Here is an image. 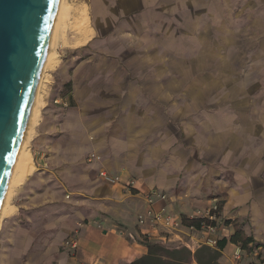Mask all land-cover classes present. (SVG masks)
Segmentation results:
<instances>
[{"label":"crops","instance_id":"crops-1","mask_svg":"<svg viewBox=\"0 0 264 264\" xmlns=\"http://www.w3.org/2000/svg\"><path fill=\"white\" fill-rule=\"evenodd\" d=\"M114 12H135L142 33L121 35L120 48L136 51L125 63L139 69L58 74L56 97L70 107L39 126L37 173L1 224L0 264H132L148 253L143 240L195 252L201 232L138 216L152 208L182 220L209 203L220 207L217 240L239 224L264 261V0H132ZM164 23L167 46L142 31ZM217 64L227 86L213 94L207 65ZM227 243L220 264H238L241 247Z\"/></svg>","mask_w":264,"mask_h":264},{"label":"water","instance_id":"water-1","mask_svg":"<svg viewBox=\"0 0 264 264\" xmlns=\"http://www.w3.org/2000/svg\"><path fill=\"white\" fill-rule=\"evenodd\" d=\"M59 0H0V207Z\"/></svg>","mask_w":264,"mask_h":264},{"label":"rangeland","instance_id":"rangeland-1","mask_svg":"<svg viewBox=\"0 0 264 264\" xmlns=\"http://www.w3.org/2000/svg\"><path fill=\"white\" fill-rule=\"evenodd\" d=\"M69 2L74 7V11H75V13H73L74 17H72L71 21H75L77 18L76 10L85 7L88 11V16H90V25L93 29V32L95 33L92 39L89 41V43L84 45V47H79L75 49L57 47L58 49L57 51L60 53V59L59 62L56 64V67H54L49 73H47L50 74L49 75L50 77H49V85L45 90L46 104L41 112L42 118L40 120L39 125L37 126V130H36L37 134L31 144V149L33 151V159L35 160L34 161L35 163L37 162V156H38L37 152L39 151L38 149L39 126L46 119V114L50 113L51 109L53 111V108H58L56 110L62 111L63 110L62 108L68 109L70 107V102H67L66 99H63V97H56L64 93L62 90V82H60V78H59L60 76L58 74L139 69V67H137L138 64L136 63L131 67H129L125 63L128 58H132L134 56V53L136 51L128 52L126 49V51L121 52L122 49L120 48L122 42L120 39L121 35L129 34L130 36H133V34L142 33L135 25V12H133L131 16L128 15L127 17L126 16L122 17L121 15L117 14V12H114L115 9L119 7V5L125 7V4L132 3V0H70ZM110 3L112 6L111 9L113 8L114 11L110 10ZM106 20L112 21L111 25H109L110 27L108 28L104 27ZM176 26L177 29H179L183 25L177 23ZM167 28H168V24L164 23L160 26H154V27L150 26V28L145 27L142 31L144 32V35L151 34L149 38L150 41H152L153 38L152 34L155 33L160 36L162 35L161 43L167 46L168 42H170L169 40H167L170 34ZM120 29L124 31V33H122ZM66 33L68 34V38L70 41H75L78 38V35H76V32H74L72 28H68ZM177 35H180V32H177ZM111 37H114V39L110 42ZM164 40L166 42H164ZM179 43L183 44V41H178V44ZM164 51L162 52L164 53ZM172 56L168 54L166 57L162 56V63L165 64V62H167ZM185 57H191V56L189 55L184 56L182 59H184ZM111 59L114 61H111ZM163 68L166 67L164 66ZM207 68L211 71V73L213 74L212 76H214L215 78L214 85L212 86L213 87L212 93L214 94L220 91L222 92L223 89H225L227 86L226 85L227 80L220 78L218 76L221 75L220 72L225 73V71L223 70H225L226 67H224L221 64H217V65H207ZM227 70L229 71V75L231 77H234L235 70H233V68ZM231 91H234V87H231ZM58 100H61L60 103L58 102ZM60 104L61 106H63L62 108H60ZM35 173H37L36 170L32 174H30L27 178H29ZM18 193L14 197V201H13L16 207L20 203V199L18 198L19 195ZM207 205L208 204L204 206ZM193 213L194 212H192L190 216ZM163 245L178 246L174 244H163ZM178 247L186 248L183 246H178ZM254 250L249 251L246 257L244 256L241 259L239 258V260H236V262L238 264H244V263L263 264L264 261L260 259V257H256V256L254 257L253 255Z\"/></svg>","mask_w":264,"mask_h":264},{"label":"bare ground","instance_id":"bare-ground-1","mask_svg":"<svg viewBox=\"0 0 264 264\" xmlns=\"http://www.w3.org/2000/svg\"><path fill=\"white\" fill-rule=\"evenodd\" d=\"M69 1H58L55 17L51 26L50 39L46 47V55L42 64L43 67L37 81L28 119L22 132L23 134L17 148L18 151L13 163V169L0 207V227L6 217L17 210L13 201L22 182L36 170L31 144L37 134V126L42 118L41 112L46 104L45 90L49 85L50 77V74L47 73L56 67L60 59V53L57 51V47L74 49L84 47L94 35L90 25V16H88V11L85 7L76 10L77 18L75 21H71L75 11ZM68 28H72L76 32V35H78L75 41L69 40L68 34L66 33Z\"/></svg>","mask_w":264,"mask_h":264},{"label":"trees","instance_id":"trees-1","mask_svg":"<svg viewBox=\"0 0 264 264\" xmlns=\"http://www.w3.org/2000/svg\"><path fill=\"white\" fill-rule=\"evenodd\" d=\"M182 224L185 228L195 227L201 228V220H191L189 217H182ZM235 224V223H234ZM236 232L229 241L222 239L218 241L216 248L205 245L193 253L190 249L181 248L178 246H166L160 243H152L148 240H143L148 248L147 255L141 257L139 260L134 261L132 264H219L222 256V250L229 243L240 246L243 251H252L259 247L253 238L247 237L242 230L241 226L235 224Z\"/></svg>","mask_w":264,"mask_h":264},{"label":"built area","instance_id":"built-area-1","mask_svg":"<svg viewBox=\"0 0 264 264\" xmlns=\"http://www.w3.org/2000/svg\"><path fill=\"white\" fill-rule=\"evenodd\" d=\"M87 160L89 162H100L102 160V157L92 153L87 157ZM100 177L102 179L107 180L108 182L112 184H119L121 180H119L118 177H114L109 174L107 170H104L100 173ZM136 181H131L127 186L129 187H135ZM162 201L167 202L169 200L168 196L165 194H158ZM151 201V198H149ZM163 209L160 210H154L152 208H149L144 213H141L138 216V223L141 225H145L146 223H150L151 225H162L163 227L171 230V231H179L183 226L182 220H178L174 216H166L163 212ZM220 210L218 204H212L209 203L207 206H204L203 208H197L194 210V213L189 216L191 220H201V228L197 229L193 226L188 227L192 229L193 231H200L203 234V237L206 238L207 245L211 247H217L218 240L216 238V235L218 234V227L216 226V222L218 220ZM70 247L76 248V243L73 241V243H67ZM242 249L237 252L235 255V258L239 260L241 257Z\"/></svg>","mask_w":264,"mask_h":264}]
</instances>
